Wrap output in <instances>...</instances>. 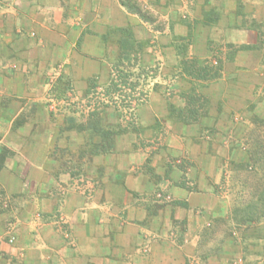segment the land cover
Segmentation results:
<instances>
[{
  "label": "crops",
  "instance_id": "crops-1",
  "mask_svg": "<svg viewBox=\"0 0 264 264\" xmlns=\"http://www.w3.org/2000/svg\"><path fill=\"white\" fill-rule=\"evenodd\" d=\"M137 1L166 10L168 26L181 12L235 43L253 46L258 30L245 26H264V0ZM211 10L222 12L213 22ZM153 26L122 0H0V264H216L198 246L221 157L209 152L206 124L172 120L165 91L185 86L148 44L141 63L158 71L135 117L97 97L119 59L113 30L149 43L163 39ZM237 73L222 70L201 89L219 136L233 123Z\"/></svg>",
  "mask_w": 264,
  "mask_h": 264
},
{
  "label": "rangeland",
  "instance_id": "rangeland-1",
  "mask_svg": "<svg viewBox=\"0 0 264 264\" xmlns=\"http://www.w3.org/2000/svg\"><path fill=\"white\" fill-rule=\"evenodd\" d=\"M127 1L131 5L137 2L144 15L142 19L152 22L154 29L163 32V35H160L163 39L156 38L153 42H149L148 46L153 47L154 51H158V63H161L167 69L168 76L176 79L178 84H183L186 89L190 87L188 81L193 79L179 73L182 71V66L179 50L176 47L181 44L177 41L180 36H188L187 39L191 40L189 47L191 57L200 60L207 58L210 61L221 59L223 70H227V68L230 70L237 66L238 80L241 81L237 91L241 95L238 94L240 96L232 100L233 105L229 117L233 119V123L229 125V132L225 136H219L216 134L215 127H211L212 121L209 119V112L212 105L209 98L208 102L203 104V109H201V112H205V116H202L203 118L197 124L198 126L204 124L208 126L206 129L201 130V133L205 132L206 140L210 141L208 144L206 143L209 152L221 157L220 179L216 183L211 180V191L214 194V199L212 200L210 217L206 218L204 226L199 229L198 252L202 257H212L213 262L216 264H223V262H226L225 264H236V260L239 258L237 255L249 257L248 264H262L260 258L264 259V220L257 223L237 225L233 220L232 209L235 205L238 206V201L242 198L243 200L247 199L246 201L252 199V190H243L242 186L243 181H247V176L242 171L234 169L233 165L238 164L241 159H245L248 152L255 148L257 142L264 143V26H245V29L258 30V39L255 40L253 46L252 41L254 39H251L248 44L235 43L226 39L229 31L217 30L213 26L203 28L199 24L187 23L188 16L184 17L181 12L176 13L175 23L168 26V20L163 17V15L166 16V10L160 14L159 11L157 13L149 8V5H151L149 2L146 4L137 0ZM221 13L219 10H211L207 12L206 16L210 15L209 19L213 22L219 18ZM169 14L171 13L169 12ZM251 38H253V35H251ZM230 44L233 46L230 47ZM244 45L249 46L250 49L240 50V46ZM252 50H255V52H252ZM233 52L234 55L238 56L241 53L237 60L238 65L235 62L230 64L226 62V58ZM169 79L167 78V81ZM139 82V86L134 91L135 97H140V92H145L147 89L142 80ZM183 90L167 87L165 97L175 100L176 107H182L184 105L181 98ZM127 92L129 93V91ZM104 93L105 89L99 90V96L95 94L94 96L103 99L105 97L103 96ZM115 100L121 104L119 97L116 96ZM73 106L71 110L75 112L76 106ZM222 107V104L218 105L219 110ZM118 111L121 117L126 116L125 119H128V122L129 119H133L129 114H126L127 110L125 108L119 107ZM206 118L208 119L206 120ZM172 120L177 122V114H173ZM217 144L225 145L226 153H224L223 148H218ZM228 148L231 151L229 153ZM220 149L223 150L224 156L217 153ZM249 183L255 185V179H251L249 176ZM59 220L63 225V219ZM224 252L227 254L225 257Z\"/></svg>",
  "mask_w": 264,
  "mask_h": 264
},
{
  "label": "trees",
  "instance_id": "trees-1",
  "mask_svg": "<svg viewBox=\"0 0 264 264\" xmlns=\"http://www.w3.org/2000/svg\"><path fill=\"white\" fill-rule=\"evenodd\" d=\"M122 3L129 11L144 18L143 12L137 2L131 5L127 0H122ZM209 17L210 15L206 16V19L210 20ZM113 34L119 46L120 54L119 59L112 67L111 80L109 85L105 88L103 96L109 99V103L117 110L119 107L125 108L127 110L126 114L134 118L139 104L138 100L141 99L142 103L148 100L151 91L150 84L155 78L158 66L147 67L141 63L144 49L149 43L138 41L134 37L131 28H117L113 30ZM187 38L188 36H180L177 40L181 42V44L176 47L179 50L182 66V71L179 73L191 77L193 80L188 81L190 87L183 90L181 95L184 105L179 108L171 105L169 109L171 118L173 114H177V122L198 124L201 118L205 116V112H201L203 104L208 102V97L201 92V89L208 83L219 81L222 75L223 62L221 59H213L210 61L207 58L200 60L196 57H191L189 55L191 40ZM182 42L184 43L182 44ZM232 46L233 45L230 44V47ZM249 49V46H240V50ZM234 51L237 52L238 50ZM234 56V52L233 54H229V57L226 58V62L232 61L235 58ZM140 80L144 82L147 89L145 92H140V97H135L134 91L135 88L139 86ZM95 87L96 86H94V88ZM127 91H129V93ZM116 96L121 99V104L115 100ZM109 103L102 105L109 106ZM108 132H105V134ZM233 168L242 171L243 174L245 173V176H247V181L245 180L242 183L243 190H252L251 201H246L247 199L243 200L242 198L238 201V206L235 205L232 209L234 222L237 225H242L257 223L258 221L264 220V143L257 142L255 148L248 152V156L238 164L233 165ZM249 176L251 179H255V185H250Z\"/></svg>",
  "mask_w": 264,
  "mask_h": 264
},
{
  "label": "built area",
  "instance_id": "built-area-1",
  "mask_svg": "<svg viewBox=\"0 0 264 264\" xmlns=\"http://www.w3.org/2000/svg\"><path fill=\"white\" fill-rule=\"evenodd\" d=\"M158 197L159 198H162L163 196H162V194H158ZM11 241H13V239Z\"/></svg>",
  "mask_w": 264,
  "mask_h": 264
}]
</instances>
